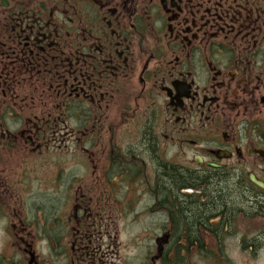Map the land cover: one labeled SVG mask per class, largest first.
<instances>
[{"label":"flooded vegetation","instance_id":"af4514ba","mask_svg":"<svg viewBox=\"0 0 264 264\" xmlns=\"http://www.w3.org/2000/svg\"><path fill=\"white\" fill-rule=\"evenodd\" d=\"M0 264H264V0H0Z\"/></svg>","mask_w":264,"mask_h":264},{"label":"rangeland","instance_id":"374dc122","mask_svg":"<svg viewBox=\"0 0 264 264\" xmlns=\"http://www.w3.org/2000/svg\"><path fill=\"white\" fill-rule=\"evenodd\" d=\"M54 156H57V155L54 154ZM34 158H35V156H33V158L30 160V158H28V156L26 157V160L29 161V164H30L29 168L32 166L33 168H36L37 171H40L42 169V171L40 172V174L42 172H50L51 171V168L48 166L49 162H48V164L44 168V163H45L46 157L44 158V157L41 156V157L36 158V159H34ZM34 160L37 161L36 165H32V162ZM24 172H26V171H24ZM35 173H39V172H35ZM32 180H33L34 186H39V182L37 181V178L36 177L33 178ZM124 229H125V231H123L122 234H127V231H128V234H139L144 229V227L141 226V225H138V226L124 228Z\"/></svg>","mask_w":264,"mask_h":264},{"label":"trees","instance_id":"16d2710c","mask_svg":"<svg viewBox=\"0 0 264 264\" xmlns=\"http://www.w3.org/2000/svg\"><path fill=\"white\" fill-rule=\"evenodd\" d=\"M171 183H172V185L173 184H177V186H182V185H187L186 183H184L182 180H177V179H175V178H173V177H171ZM184 180H186V179H184ZM188 181V180H187ZM190 206H188V207H184V208H182L183 209V214L185 215V217L186 218H188L189 219V215L191 214V212H190Z\"/></svg>","mask_w":264,"mask_h":264},{"label":"water","instance_id":"95a60500","mask_svg":"<svg viewBox=\"0 0 264 264\" xmlns=\"http://www.w3.org/2000/svg\"><path fill=\"white\" fill-rule=\"evenodd\" d=\"M212 166H214V165H212Z\"/></svg>","mask_w":264,"mask_h":264}]
</instances>
